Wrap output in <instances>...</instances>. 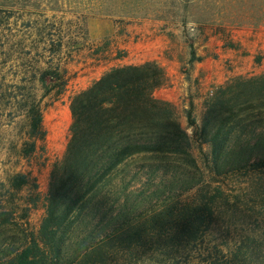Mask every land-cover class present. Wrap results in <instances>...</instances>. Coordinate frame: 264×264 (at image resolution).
<instances>
[{
    "label": "trees",
    "instance_id": "1",
    "mask_svg": "<svg viewBox=\"0 0 264 264\" xmlns=\"http://www.w3.org/2000/svg\"><path fill=\"white\" fill-rule=\"evenodd\" d=\"M166 82L155 62L128 65L71 98L69 139L52 166L37 229L28 220L40 201L34 179L23 205L17 202L30 175L8 180L11 203L0 202V264H264V242L249 248L257 242L245 241L227 253L208 243L223 191L202 176L173 105L153 96ZM217 96L214 106L225 110L198 131L216 175L242 171L263 181L264 75L233 79ZM28 116L23 156L43 150L46 136L37 103ZM224 116L233 121L220 127ZM187 119L192 126L190 112ZM231 136L236 141L227 145Z\"/></svg>",
    "mask_w": 264,
    "mask_h": 264
},
{
    "label": "rangeland",
    "instance_id": "2",
    "mask_svg": "<svg viewBox=\"0 0 264 264\" xmlns=\"http://www.w3.org/2000/svg\"><path fill=\"white\" fill-rule=\"evenodd\" d=\"M146 62L158 64L167 77L153 96L173 105L202 176L223 191L208 243L224 253L245 241L257 242L249 248L263 245L264 174L263 181L242 171L217 176L198 131L225 110L214 106L222 88L233 79L264 75V0H0V202L11 203L13 175L29 174L17 203H28L34 179L40 201L28 220L37 229L52 166L69 139L71 98L110 69ZM34 103L46 133L44 149L23 156ZM222 119L220 127L233 121ZM249 127L261 130L259 124ZM231 137L227 145L235 143ZM260 255L264 261L262 250Z\"/></svg>",
    "mask_w": 264,
    "mask_h": 264
}]
</instances>
